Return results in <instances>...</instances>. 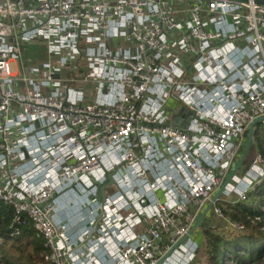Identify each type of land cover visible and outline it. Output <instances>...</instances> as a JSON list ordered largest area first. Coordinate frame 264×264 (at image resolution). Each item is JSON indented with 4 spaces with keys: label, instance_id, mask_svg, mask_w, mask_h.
<instances>
[{
    "label": "built area",
    "instance_id": "obj_1",
    "mask_svg": "<svg viewBox=\"0 0 264 264\" xmlns=\"http://www.w3.org/2000/svg\"><path fill=\"white\" fill-rule=\"evenodd\" d=\"M35 39L48 59L28 64ZM263 115L257 0H0V200L51 264H189L197 246L177 244ZM262 183L259 153L222 193Z\"/></svg>",
    "mask_w": 264,
    "mask_h": 264
},
{
    "label": "trees",
    "instance_id": "obj_2",
    "mask_svg": "<svg viewBox=\"0 0 264 264\" xmlns=\"http://www.w3.org/2000/svg\"><path fill=\"white\" fill-rule=\"evenodd\" d=\"M262 125L257 123L254 127V139L238 171L240 175L250 168L257 153L264 157ZM263 184L257 185L246 201L219 204L225 217L242 223L244 228L231 232L227 226L224 233L206 228L207 264H225L227 258L233 260V264H264ZM16 215L12 205L0 200V264H51L45 260L49 249L32 219L23 213L18 223Z\"/></svg>",
    "mask_w": 264,
    "mask_h": 264
},
{
    "label": "crops",
    "instance_id": "obj_3",
    "mask_svg": "<svg viewBox=\"0 0 264 264\" xmlns=\"http://www.w3.org/2000/svg\"><path fill=\"white\" fill-rule=\"evenodd\" d=\"M237 174H239V172H237ZM241 176H243V174ZM221 196L225 198L224 203L229 202V203L235 204L237 202H240L238 200V196H239L238 190L232 192L229 195H225L221 193ZM209 204L210 202L206 203L204 208L202 209L201 215H200L202 216V219L199 222L198 226L195 227V229L191 232V234L184 240V242L187 240H190L188 242L194 243V245L197 246L195 257L190 261L189 264H207V255H206L207 237L204 233V230L206 228H209V227H213V228L219 227L223 229L227 228V221L223 217L217 215L214 212L213 206L209 207ZM207 208L209 209L205 213L204 211H206ZM75 213H76V205L73 207V205H69L67 201H62L57 211V217H58V220L74 225L75 224V217H74ZM171 256H172L171 260L179 257V255H177L176 252L171 254ZM161 264H169V263L168 261H166L165 263H161Z\"/></svg>",
    "mask_w": 264,
    "mask_h": 264
},
{
    "label": "water",
    "instance_id": "obj_4",
    "mask_svg": "<svg viewBox=\"0 0 264 264\" xmlns=\"http://www.w3.org/2000/svg\"><path fill=\"white\" fill-rule=\"evenodd\" d=\"M259 3H263L264 4V0H257ZM177 123V122H176ZM257 123H264V115L263 116H260L256 119H254L250 125H249V128H248V133H247V139H246V143H245V146H244V151L241 155V157L239 158L238 162L236 163L235 167L233 168V170L231 171L230 173V176L228 177V179L226 180V182L222 185V187L216 192L215 196L213 197L212 201L210 202L209 204V207L213 206V203L217 200V198L221 195L224 187L230 182V180L237 174V172L239 171L240 167L242 166L249 150H250V147L252 145V142H253V133H254V127ZM209 208L206 209V211H204L205 213L208 211ZM202 219V216H200L198 218V220L196 221V223L194 224V226L192 227L191 231L189 232L188 235H186L185 237H183L182 239H180V241L178 242L177 245H179V243H182L184 242V240L191 234V232L195 229V227L198 226L199 222L201 221ZM176 245V246H177ZM163 262V260H160L157 264H161Z\"/></svg>",
    "mask_w": 264,
    "mask_h": 264
},
{
    "label": "rangeland",
    "instance_id": "obj_5",
    "mask_svg": "<svg viewBox=\"0 0 264 264\" xmlns=\"http://www.w3.org/2000/svg\"><path fill=\"white\" fill-rule=\"evenodd\" d=\"M25 49H26L25 50V60H26V62L28 64L40 63V62L46 61L48 59V55L46 54V49H47V42H46V40H43V39H35V40H32V41H30V42H28L26 44ZM261 129H262V131H264V123H263ZM262 141L264 143V140H262ZM243 151H244V147L241 149V151H240V153L238 155L237 160L240 158V156L242 155ZM258 154L259 153H257V155ZM262 210H264L263 207H262ZM209 228L212 229V230H214V232H220V233H224L225 232V229H223V228H219V227H215V228L209 227ZM225 264H233V260L227 258L225 260Z\"/></svg>",
    "mask_w": 264,
    "mask_h": 264
}]
</instances>
